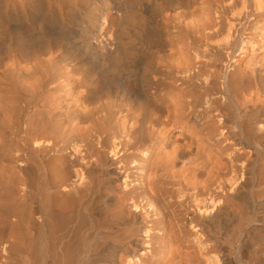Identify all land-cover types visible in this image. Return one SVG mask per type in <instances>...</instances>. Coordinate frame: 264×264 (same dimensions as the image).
I'll list each match as a JSON object with an SVG mask.
<instances>
[{"label":"bare ground","instance_id":"obj_1","mask_svg":"<svg viewBox=\"0 0 264 264\" xmlns=\"http://www.w3.org/2000/svg\"><path fill=\"white\" fill-rule=\"evenodd\" d=\"M0 264H264V0H0Z\"/></svg>","mask_w":264,"mask_h":264}]
</instances>
